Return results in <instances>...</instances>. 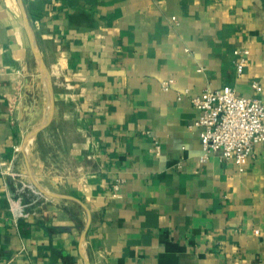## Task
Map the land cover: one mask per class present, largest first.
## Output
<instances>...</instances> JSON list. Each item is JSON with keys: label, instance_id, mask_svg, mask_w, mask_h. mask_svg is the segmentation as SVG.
<instances>
[{"label": "crops", "instance_id": "crops-1", "mask_svg": "<svg viewBox=\"0 0 264 264\" xmlns=\"http://www.w3.org/2000/svg\"><path fill=\"white\" fill-rule=\"evenodd\" d=\"M226 86L264 102V0H0V264H264V146L191 128Z\"/></svg>", "mask_w": 264, "mask_h": 264}, {"label": "built area", "instance_id": "built-area-1", "mask_svg": "<svg viewBox=\"0 0 264 264\" xmlns=\"http://www.w3.org/2000/svg\"><path fill=\"white\" fill-rule=\"evenodd\" d=\"M235 70L237 77L242 75L249 52L247 49L235 50ZM202 70L198 69V72ZM174 85L173 79L161 83V90L168 92ZM255 91L257 82L252 83ZM188 96L187 91L177 95L180 101ZM192 108L197 112L191 128L198 131L201 147L200 162H206L212 155L232 163L242 171L253 157L256 146H264V102L256 97L239 96L232 87L204 89L198 95L189 96ZM154 153L160 148L154 143ZM119 191L118 183L112 186ZM6 264H14L7 262Z\"/></svg>", "mask_w": 264, "mask_h": 264}, {"label": "water", "instance_id": "water-1", "mask_svg": "<svg viewBox=\"0 0 264 264\" xmlns=\"http://www.w3.org/2000/svg\"><path fill=\"white\" fill-rule=\"evenodd\" d=\"M36 55H37V58H38V61H39V66H40V70H41V73L42 75L44 76V79H45V83H46V87H47V90H48V95H49V100H50V104H51V107L50 109H52V101H53V90H52V84H51V80H50V77H49V74H48V71L46 69V67L44 66V63L42 62L39 54L37 53V51H35ZM49 120H50V117H49ZM42 128H39L37 129L31 136L33 137L37 132H39Z\"/></svg>", "mask_w": 264, "mask_h": 264}]
</instances>
